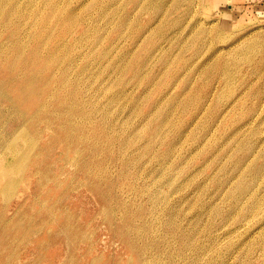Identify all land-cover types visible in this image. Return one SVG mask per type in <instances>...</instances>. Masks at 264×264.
I'll return each instance as SVG.
<instances>
[{
	"label": "rangeland",
	"instance_id": "rangeland-1",
	"mask_svg": "<svg viewBox=\"0 0 264 264\" xmlns=\"http://www.w3.org/2000/svg\"><path fill=\"white\" fill-rule=\"evenodd\" d=\"M0 10V264H264V0Z\"/></svg>",
	"mask_w": 264,
	"mask_h": 264
},
{
	"label": "bare ground",
	"instance_id": "bare-ground-1",
	"mask_svg": "<svg viewBox=\"0 0 264 264\" xmlns=\"http://www.w3.org/2000/svg\"><path fill=\"white\" fill-rule=\"evenodd\" d=\"M5 3H6V0H3V5H5ZM5 11V10H4ZM5 13V15H6V17H5V19L4 20H6V18H7V20L6 21H4V25H5V27H7V28H9V27H12V26H15L18 30H21L20 29V25L16 22V20L14 19V17L12 16V14L11 13H7V12H4ZM3 14V12H2V10H0V16ZM44 17H46V16H44ZM42 19H44V18H42ZM46 19H48V18H46ZM46 19H44V20H46ZM44 20H42V25L45 27V28H49V23L48 22H46V21H44ZM49 20V19H48ZM52 24V23H51ZM2 31L3 30H0V32L2 33ZM4 32V31H3ZM26 83V82H25ZM20 84H22V83H20ZM1 85V84H0ZM20 86V85H19ZM3 88L5 89V90H2L1 89V86H0V94H5V93H7V97H8V99L11 101V100H13L12 99V97L13 96H11V93H12V90L11 89H9V87L8 86H3ZM20 90H22V89H20ZM3 91H5V92H3ZM23 93H25V92H23ZM10 95V96H9ZM16 98V97H15ZM1 100V99H0ZM14 101V100H13ZM6 103V102H5ZM20 105V104H19ZM19 105H17V103H14V105H12V106H10L11 107V109H13V110H17V111H20L21 112V109L20 108H18V106ZM5 111V107H2L1 108V104H0V121H2V122H4V124H7V123H9V124H11L12 122H13V120L16 118V117H13V116H10V115H6V116H3L4 115V113H2V112H4ZM24 111V110H23ZM18 115V114H17ZM6 121V122H5ZM16 123H18V124H20L21 125V123H22V120H21V118H19V115H18V120L17 121H15ZM1 123V122H0ZM4 124L3 125H0V172H7L8 171V169H10L13 165H14V161H15V156H13V154L12 155H9V156H6L4 153H5V150H6V146L5 145H3V142H5L6 140H7V138H8V135H9V133H11V131L9 130L10 128H4L5 126H4ZM16 128H18L17 126H15ZM23 136H24V133H23ZM17 148H19V147H16V150H15V152H17V151H19V149H17ZM14 152V153H15ZM13 169V168H12ZM12 172V171H11ZM8 173H10V171H8ZM9 175V174H8ZM1 178V177H0ZM3 178H5V177H3ZM3 180V179H2ZM10 182V181H9ZM5 183V182H4ZM4 185V184H3ZM12 185V184H11ZM28 185V184H27ZM28 187V186H27ZM8 190H10V189H8ZM29 190V189H28ZM9 193H10V191H9ZM9 193H7L8 195V197H9ZM5 195H6V193H5ZM10 195H11V193H10ZM5 214V213H4ZM1 216V215H0ZM3 220V219H2ZM0 221H1V219H0ZM8 221V220H7ZM7 224H8V222H7ZM39 230H37V232H38Z\"/></svg>",
	"mask_w": 264,
	"mask_h": 264
}]
</instances>
